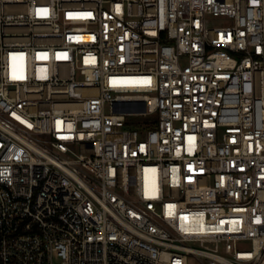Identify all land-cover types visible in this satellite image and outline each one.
Instances as JSON below:
<instances>
[{"label":"built area","instance_id":"2783aa9c","mask_svg":"<svg viewBox=\"0 0 264 264\" xmlns=\"http://www.w3.org/2000/svg\"><path fill=\"white\" fill-rule=\"evenodd\" d=\"M264 264V0H0V264Z\"/></svg>","mask_w":264,"mask_h":264},{"label":"rangeland","instance_id":"374dc122","mask_svg":"<svg viewBox=\"0 0 264 264\" xmlns=\"http://www.w3.org/2000/svg\"><path fill=\"white\" fill-rule=\"evenodd\" d=\"M188 264H206L205 259L197 258L194 255L188 257Z\"/></svg>","mask_w":264,"mask_h":264}]
</instances>
